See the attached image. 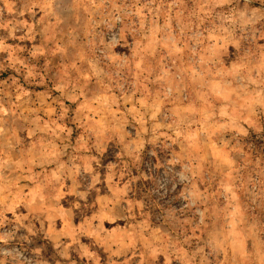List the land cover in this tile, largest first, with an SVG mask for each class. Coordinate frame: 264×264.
Returning <instances> with one entry per match:
<instances>
[{"label": "rangeland", "instance_id": "obj_1", "mask_svg": "<svg viewBox=\"0 0 264 264\" xmlns=\"http://www.w3.org/2000/svg\"><path fill=\"white\" fill-rule=\"evenodd\" d=\"M0 264H264V0H0Z\"/></svg>", "mask_w": 264, "mask_h": 264}]
</instances>
